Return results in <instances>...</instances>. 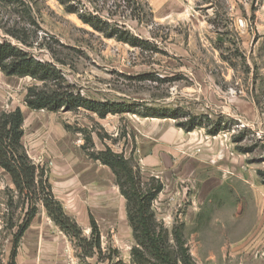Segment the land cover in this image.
<instances>
[{"label":"rangeland","instance_id":"rangeland-1","mask_svg":"<svg viewBox=\"0 0 264 264\" xmlns=\"http://www.w3.org/2000/svg\"><path fill=\"white\" fill-rule=\"evenodd\" d=\"M23 1L0 8V41L56 65L85 97L176 114L168 119L175 126L202 123L184 131L174 146L179 155L164 164L160 155L149 166L148 135L162 128L150 120L158 118L34 111L24 101L27 88L42 84L0 71V112L21 109L25 150L82 231L80 244L65 234L70 264H137L127 201L112 170L92 158L107 148L130 160L144 182L162 183L152 210L171 251L176 227L195 264H264V39H241L224 0H79L80 10L128 32L138 47L94 31L58 0ZM12 29L27 43L5 32ZM215 124L220 132L211 136ZM191 159L197 164L188 168ZM28 208L0 166V264H11ZM37 208L46 213L42 203ZM91 217L100 251L93 250Z\"/></svg>","mask_w":264,"mask_h":264},{"label":"trees","instance_id":"trees-1","mask_svg":"<svg viewBox=\"0 0 264 264\" xmlns=\"http://www.w3.org/2000/svg\"><path fill=\"white\" fill-rule=\"evenodd\" d=\"M67 13L78 14L79 19L94 31L103 34L106 38L116 39L133 47L140 46L139 40L133 39L126 32L119 30L117 25H111L100 16L91 12H80L79 0H58ZM7 5H25L23 0H0V8ZM3 7V8H4ZM7 34L26 44L25 33L5 30ZM0 71L8 77L31 78L42 84L27 88L25 104L34 111H48L57 113L61 110L75 112L87 110L105 119L109 115L133 114L143 118L178 120L176 114L167 112L158 115L147 107L141 112L140 105L129 102H111L93 100L82 95L75 87L68 83L60 69L50 63H43L29 52L13 45L10 42L0 41ZM24 115L20 108L12 112H0V166L11 176L18 195L25 199L28 209L25 213L24 225L20 226L15 235V244L11 256V264H15L17 245L27 228L38 213L37 203H42L47 215L65 234L73 237L78 244L82 241V231L78 224L69 217L62 204L54 197L50 183L43 172L29 158L22 143L24 136ZM202 127L195 119L190 118L186 123H179L177 127L189 133ZM218 124L208 130V134L216 136L220 132ZM92 158L108 166L116 177L122 195L127 201V212L130 225L137 246L132 249L133 259L137 264H149L146 255L154 258V264H195L183 240V234L178 228H173V238L176 251H171L168 244V233L158 224L152 210L154 201L164 187L158 179L152 178L144 182L139 171H136L132 162L121 154L114 153L107 148ZM92 234L94 237L93 250L100 251V237L97 225L91 217ZM95 235V236H94ZM92 256V252L86 253ZM116 264H122L120 261Z\"/></svg>","mask_w":264,"mask_h":264},{"label":"crops","instance_id":"crops-1","mask_svg":"<svg viewBox=\"0 0 264 264\" xmlns=\"http://www.w3.org/2000/svg\"><path fill=\"white\" fill-rule=\"evenodd\" d=\"M170 1L167 0V2ZM211 1L217 2V0ZM224 2L227 15L233 21L241 39L250 40L255 37H259L260 40L264 39V0H224ZM150 121L162 126L160 131L148 135L150 138L146 162L149 166H155V163L158 165L157 159L160 155L163 164L166 158L171 160L174 154L179 155L181 151H177L174 146L184 142L182 139L185 132L168 119ZM195 162L191 159L187 167H194L197 164ZM72 251L69 238L43 211L35 216L25 231L17 250L16 264H70L74 259Z\"/></svg>","mask_w":264,"mask_h":264},{"label":"built area","instance_id":"built-area-1","mask_svg":"<svg viewBox=\"0 0 264 264\" xmlns=\"http://www.w3.org/2000/svg\"><path fill=\"white\" fill-rule=\"evenodd\" d=\"M86 11H89V10H86V9H85V10H82V9L80 10L81 13H85ZM89 12H90V11H89ZM91 13H92V12H91ZM92 14H93V13H92ZM98 16H99V15H98Z\"/></svg>","mask_w":264,"mask_h":264}]
</instances>
